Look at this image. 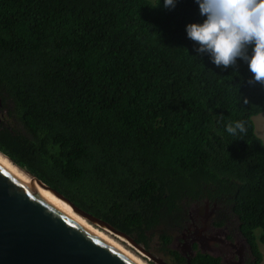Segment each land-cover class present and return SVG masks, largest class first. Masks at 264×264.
I'll use <instances>...</instances> for the list:
<instances>
[{
  "label": "trees",
  "instance_id": "trees-1",
  "mask_svg": "<svg viewBox=\"0 0 264 264\" xmlns=\"http://www.w3.org/2000/svg\"><path fill=\"white\" fill-rule=\"evenodd\" d=\"M0 0V152L174 264L184 205L225 199L253 260L264 244V84L217 67L185 25L195 0ZM244 121L233 136L226 125ZM214 222V224H221ZM258 231V233H257ZM195 246V245H194ZM191 264H224L197 250ZM154 264V263H153Z\"/></svg>",
  "mask_w": 264,
  "mask_h": 264
},
{
  "label": "water",
  "instance_id": "water-1",
  "mask_svg": "<svg viewBox=\"0 0 264 264\" xmlns=\"http://www.w3.org/2000/svg\"><path fill=\"white\" fill-rule=\"evenodd\" d=\"M7 158L31 176L35 183L38 182L65 201L87 222L123 237L154 264H173L105 220L76 206L61 192ZM193 240L195 239L191 238L188 242L192 243ZM193 253L190 250V254ZM0 264L140 263L0 161ZM186 264H191L189 258Z\"/></svg>",
  "mask_w": 264,
  "mask_h": 264
},
{
  "label": "clouds",
  "instance_id": "clouds-1",
  "mask_svg": "<svg viewBox=\"0 0 264 264\" xmlns=\"http://www.w3.org/2000/svg\"><path fill=\"white\" fill-rule=\"evenodd\" d=\"M178 0H162L174 8ZM203 19L185 25L186 36L195 42V52L207 54L217 67L247 63L253 81L264 84V0H195ZM161 0H157V5ZM233 136L246 132L244 121L226 125Z\"/></svg>",
  "mask_w": 264,
  "mask_h": 264
},
{
  "label": "flooded vegetation",
  "instance_id": "flooded-vegetation-1",
  "mask_svg": "<svg viewBox=\"0 0 264 264\" xmlns=\"http://www.w3.org/2000/svg\"><path fill=\"white\" fill-rule=\"evenodd\" d=\"M11 105V100L6 99L5 106L0 95V123L11 124L13 121L7 111V106ZM184 211L182 226L170 228L168 232L176 233L169 246L185 257V264L197 250L201 251L198 244L220 256L227 264H250L253 260L250 245L239 230L238 217L231 213L225 199L217 201L204 196L185 204ZM215 221L223 223L217 225ZM191 238L195 240L189 243ZM190 250L194 253L190 254ZM234 256L236 259H232Z\"/></svg>",
  "mask_w": 264,
  "mask_h": 264
},
{
  "label": "bare ground",
  "instance_id": "bare-ground-1",
  "mask_svg": "<svg viewBox=\"0 0 264 264\" xmlns=\"http://www.w3.org/2000/svg\"><path fill=\"white\" fill-rule=\"evenodd\" d=\"M0 161H2L4 164H6L8 167H10L13 171H15L17 174H19L21 177H23L26 181H28L30 184H32L35 188H37L39 191H41L43 194H45L48 198H50L52 201H54L56 204H58L60 207L65 209L67 212H69L71 215L76 217L78 220L98 232L100 235L120 247L122 250H124L127 254H129L132 258H134L138 263L140 264H148L143 258L140 256L134 254L131 250L127 249L125 246L121 245L117 240L112 238L111 235L117 237L121 241H124L127 245L132 246L127 240H125L123 237L112 233L110 230L106 228H96L91 223L87 222L82 216L77 214L73 209L62 199L55 196L53 193H51L49 190L42 187L38 182L35 183V181L31 178V176L27 175L24 171L19 169L16 165H14L9 159L0 152ZM140 255H142L134 246H132Z\"/></svg>",
  "mask_w": 264,
  "mask_h": 264
},
{
  "label": "rangeland",
  "instance_id": "rangeland-1",
  "mask_svg": "<svg viewBox=\"0 0 264 264\" xmlns=\"http://www.w3.org/2000/svg\"><path fill=\"white\" fill-rule=\"evenodd\" d=\"M253 122H254V127H255V133L261 138V140H262V142L264 143V111L263 112H261V113H259V114H257V115H255L254 117H253ZM94 227H96V228H102V227H99L98 225H94V224H92ZM113 233V232H112ZM170 233H171V236H173V235H175L176 233L174 232V231H170ZM257 233H258V231H257ZM112 236V238H114L115 240H117L121 245H123V246H125L127 249H129V250H131L134 254H136V255H138V256H140L141 258H143L148 264H153V262L151 261V260H149L145 255H140L132 246H129V245H127L124 241H121L120 239H118L117 237H115V236H113V235H111ZM128 242V241H127ZM215 244H217V242H215ZM199 245V247L198 248H200V250L201 249H203V247L200 245V244H198ZM258 246H259V250H260V252H261V255H262V257H261V262H260V264H264V244H262V243H258ZM148 250H150L152 253H154V254H156V255H159V256H162V257H164V259H166L167 261H169L168 259H167V257H165L164 255H162L160 252H159V250H158V248H157V246H156V242H155V240L153 239V241L150 243V246H149V249ZM205 252H210V253H212L211 251H209V249H203ZM141 253V252H140ZM213 254H215V253H213ZM230 257V256H229ZM232 259H236V256H234V257H232ZM225 264H227L225 261H223Z\"/></svg>",
  "mask_w": 264,
  "mask_h": 264
}]
</instances>
